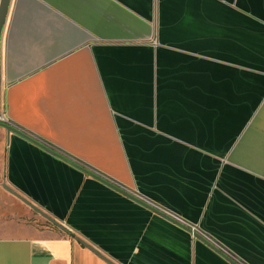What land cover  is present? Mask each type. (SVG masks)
Listing matches in <instances>:
<instances>
[{"label": "crops", "instance_id": "1", "mask_svg": "<svg viewBox=\"0 0 264 264\" xmlns=\"http://www.w3.org/2000/svg\"><path fill=\"white\" fill-rule=\"evenodd\" d=\"M1 112L264 264V0H11ZM79 239L113 264H234L0 127V264H112Z\"/></svg>", "mask_w": 264, "mask_h": 264}, {"label": "water", "instance_id": "2", "mask_svg": "<svg viewBox=\"0 0 264 264\" xmlns=\"http://www.w3.org/2000/svg\"><path fill=\"white\" fill-rule=\"evenodd\" d=\"M10 4H11V0H1V4H0V112H1V38H2V33H3V29L5 26V22L7 19V15L10 9ZM0 127L4 128L7 130L8 133H14L17 134L23 138H25L26 140L36 144L37 146H40L41 148L47 150L48 152L52 153L53 155L67 161L68 163L72 164L73 166L79 168L80 170H82L83 172H85L86 174L90 175L91 177L99 180L100 182L106 184L107 186L113 188L114 190L118 191L119 193L135 200L136 202L146 206L147 208H149L150 210H152L153 212H155L156 214L163 216L164 218H166L167 220L181 226L182 228L187 229L189 232L193 233L195 237L199 238L200 240H202L203 242H205L207 245H209L211 248L215 249L216 251H218L219 253H221L225 258H227L230 262L234 263V264H239L238 262H236L233 258H230L228 255H226L220 248H218L217 245H215L213 242H211L208 238H206V236H204L202 233H200L199 231L194 230L190 225L185 224L184 222H182L181 220H179L178 218L172 216L171 214L165 212L164 210L146 202L145 200H143L142 198L138 197L137 195H135L134 193L124 189L122 186H119L118 184L110 181L109 179L105 178L104 176L96 173L95 171H93L90 168H87L85 166H83L82 164H80L79 162L69 158L68 156H66L65 154L55 150L53 147H51L50 145L44 143L42 140L38 139L37 137L27 133L26 131H24L23 129L19 128L18 126H15L14 124L10 123V122H5V121H1L0 120ZM4 188L6 190H8L10 193L14 194L15 196H17L19 199H21L23 202H25L28 206H30L34 211H36L38 214H40L42 217H44L46 220H48L50 223H52L53 225L57 226L58 228H60L61 230L67 232L70 234L69 229L62 224L61 222H59L56 218H54L53 216H51L50 214H48L46 211H44L43 209H41L39 206H37L35 203L31 202L28 198L22 196L19 192H17L15 189H13L11 186L7 185L6 183L3 185ZM80 240V239H79ZM86 247L90 248L91 250H93L94 252H96L99 256H101L103 259L107 260L109 263H112L108 258H106L105 256H103L102 254H100L97 250H95L92 246H90L89 244H87L86 242L80 240Z\"/></svg>", "mask_w": 264, "mask_h": 264}, {"label": "built area", "instance_id": "3", "mask_svg": "<svg viewBox=\"0 0 264 264\" xmlns=\"http://www.w3.org/2000/svg\"><path fill=\"white\" fill-rule=\"evenodd\" d=\"M0 120L5 122H10L6 115L3 112H0ZM11 123V122H10ZM94 171V170H93ZM96 172V171H95ZM97 173V172H96ZM99 174V173H98ZM101 175V174H100ZM106 178V177H105ZM108 179V178H107ZM179 219V218H178ZM180 220V219H179ZM183 222V221H182ZM194 230H196L194 227H192Z\"/></svg>", "mask_w": 264, "mask_h": 264}, {"label": "rangeland", "instance_id": "4", "mask_svg": "<svg viewBox=\"0 0 264 264\" xmlns=\"http://www.w3.org/2000/svg\"><path fill=\"white\" fill-rule=\"evenodd\" d=\"M28 220H30L29 218H27ZM48 223L50 224V222L48 221ZM51 226L53 225L52 223L50 224Z\"/></svg>", "mask_w": 264, "mask_h": 264}, {"label": "trees", "instance_id": "5", "mask_svg": "<svg viewBox=\"0 0 264 264\" xmlns=\"http://www.w3.org/2000/svg\"><path fill=\"white\" fill-rule=\"evenodd\" d=\"M54 226V225H53Z\"/></svg>", "mask_w": 264, "mask_h": 264}]
</instances>
